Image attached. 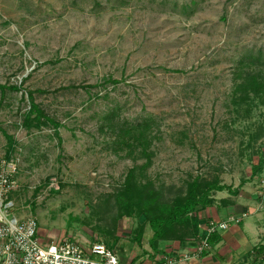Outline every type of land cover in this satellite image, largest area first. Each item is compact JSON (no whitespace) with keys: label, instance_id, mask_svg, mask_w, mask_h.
Instances as JSON below:
<instances>
[{"label":"rangeland","instance_id":"374dc122","mask_svg":"<svg viewBox=\"0 0 264 264\" xmlns=\"http://www.w3.org/2000/svg\"><path fill=\"white\" fill-rule=\"evenodd\" d=\"M262 73L264 0H0V84L21 88L0 91L16 213L32 212L49 238L142 251L148 195L170 202L199 176L244 180L239 194L264 200V91L235 92ZM27 90L61 123V144L53 125L23 124Z\"/></svg>","mask_w":264,"mask_h":264},{"label":"trees","instance_id":"16d2710c","mask_svg":"<svg viewBox=\"0 0 264 264\" xmlns=\"http://www.w3.org/2000/svg\"><path fill=\"white\" fill-rule=\"evenodd\" d=\"M257 60H252L250 63H255ZM260 75H249L244 77L240 83L236 84L235 92L245 95H249V92L260 93L264 91V76ZM261 76V77H260ZM237 78V77H236ZM105 83L111 82L113 84H117L119 81L114 80L112 78H108L104 80ZM99 85L88 86L84 88H92L97 87ZM6 90L11 91H20L21 88L19 86H7L0 84V91L4 93ZM40 92L43 90H39ZM28 101H29V109L24 115L23 124L26 128L30 127H40L42 125H53L54 134L58 138V143L61 144L62 139L59 136V128L61 127V123L56 121L54 118L50 117L46 114L43 108L36 103L34 97V91L27 90ZM115 113L106 114L104 116V120L108 122L109 127L115 125L114 120ZM133 126H141V124H134ZM146 124V123H145ZM144 124V125H145ZM13 150V141L9 140L8 147V156L7 159L11 157V152ZM262 166V163H261ZM261 166L253 167V174L258 172L261 169ZM199 176H196L192 179L191 182L187 184V189L184 195H178L170 202H161L159 200H153L151 195L146 197L148 200L144 202L147 204L146 210L143 211L144 206L142 208H138V215L140 217H144L143 221H147L151 231L152 236L149 239V245L152 249H158V243L163 240H183L185 237H194L198 239H206L207 244L214 245L218 242L219 236L217 230L210 235H207L206 231L201 228L202 220L199 217L198 213L201 210H204L208 207L216 205L217 207L227 206L232 203L230 198L224 197L220 198L219 202H216V193L226 191L231 195H238L240 192L241 185L244 184V180L240 183L239 187L233 189L231 185H226L224 183L219 182L218 179L212 181H206L203 183L199 180ZM136 199L143 198V192L135 191ZM134 192L132 190L131 195H126L128 198H133ZM143 200V199H142ZM131 202V200H129ZM217 203V204H216ZM126 214L128 217L133 216V207L128 205L126 207ZM142 232V231H141ZM139 230L138 235H136L135 240L138 244H141L143 234ZM108 248L114 249L115 245L110 244L109 242H104Z\"/></svg>","mask_w":264,"mask_h":264},{"label":"crops","instance_id":"0c3cea01","mask_svg":"<svg viewBox=\"0 0 264 264\" xmlns=\"http://www.w3.org/2000/svg\"><path fill=\"white\" fill-rule=\"evenodd\" d=\"M233 200L227 206L213 205L198 213L201 228L206 231L212 222L217 224L247 212L240 221L218 228L219 240L214 245L201 248L202 239L185 237L160 241L157 250L122 251L121 245L114 250L124 264H264V200L257 192L239 194Z\"/></svg>","mask_w":264,"mask_h":264},{"label":"built area","instance_id":"2783aa9c","mask_svg":"<svg viewBox=\"0 0 264 264\" xmlns=\"http://www.w3.org/2000/svg\"><path fill=\"white\" fill-rule=\"evenodd\" d=\"M17 161L0 160V264H124L114 249L95 239L78 241L47 237L41 233L36 216L32 212L16 213L12 196L18 192L16 179ZM241 216H231L220 223H210L207 235L218 228L225 229L229 222H238ZM207 246L206 239L203 241Z\"/></svg>","mask_w":264,"mask_h":264}]
</instances>
